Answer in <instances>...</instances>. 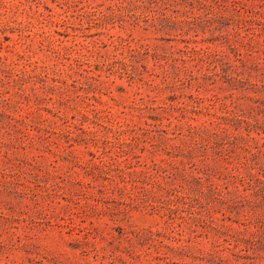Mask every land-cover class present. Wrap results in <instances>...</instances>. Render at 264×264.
Instances as JSON below:
<instances>
[{"label":"rangeland","instance_id":"obj_1","mask_svg":"<svg viewBox=\"0 0 264 264\" xmlns=\"http://www.w3.org/2000/svg\"><path fill=\"white\" fill-rule=\"evenodd\" d=\"M0 264H264V0H0Z\"/></svg>","mask_w":264,"mask_h":264}]
</instances>
